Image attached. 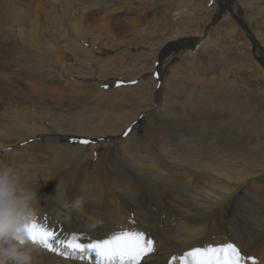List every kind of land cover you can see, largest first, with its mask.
Instances as JSON below:
<instances>
[{"label": "bare ground", "instance_id": "obj_1", "mask_svg": "<svg viewBox=\"0 0 264 264\" xmlns=\"http://www.w3.org/2000/svg\"><path fill=\"white\" fill-rule=\"evenodd\" d=\"M80 1V15L83 18H87L92 10H106L116 3L115 0ZM50 3L55 4L53 1ZM58 8L62 14L60 12L61 15L55 18L57 25L51 26L52 37H64L61 50L74 52L76 59L83 64L81 66L87 70L88 77L99 79L107 67L112 66V56L109 54L103 59L104 53L95 48L97 42L94 38L89 42V47L83 46L81 40L86 41V37H83L89 32L71 20L72 13L63 3ZM23 11L22 7L13 6L10 0H0V19L6 25L11 21L19 25L17 37L24 45L22 49L18 45L16 54L22 59L19 62L37 78V81H33L35 88L31 86L30 89L23 86V79H13V82L22 84V89H19L16 83L13 86L0 75V100L7 99L14 103L10 110L4 108L0 112V161L24 166L25 161L31 159L32 154L28 152H34L36 148L35 141L45 146V156L37 157L39 163L42 161L44 165L26 168L33 183L41 178L49 180L47 184L42 179L39 181L37 223L54 230L60 240L71 236L67 229L73 234L85 235L88 241L104 239L121 230L142 231L146 238L153 240L155 250L143 257L140 264H170L172 257H181L193 248L217 246L226 241L238 247L242 255L255 258L257 264H264V157L257 156L253 146L243 137L228 138V132L220 130L222 127L217 128L220 134H213L208 144L203 143L202 131L190 132L179 123V127L164 124V136L157 137L147 128L145 119H139L140 111L149 112L151 109L142 102L135 115H125L127 118L122 120L121 126L103 125V122L110 116L123 115L124 111L120 108L123 104L119 108L117 105L107 109L111 111L110 114H97L100 119L98 126L92 123L96 110L80 112L82 116L70 114L66 118L48 101L54 95L53 91L42 88L40 84L56 81L55 76L47 72L49 67L56 70L59 66L60 78L70 77L69 71L73 69L65 67L64 63H57L59 39L53 38L52 41L43 37L42 40L37 33L36 21L27 20V14L24 16ZM234 18L245 31L253 49H256L255 40L246 24L240 17ZM92 35V32L89 33V36ZM198 39H184L172 47L175 50L187 47V52L192 53L191 47ZM166 52L165 49L161 50L160 58ZM37 54H47L53 59H45ZM260 56L258 61L264 69L262 51ZM49 60L54 63H49ZM96 62V69L90 67ZM44 70L45 74L41 75ZM58 82L63 81L60 79ZM148 83L150 85L152 82ZM125 89L138 94L141 101L148 91L141 84ZM76 97L86 99V96L78 94ZM67 99L63 98L62 101L69 105ZM129 126L131 131L123 141L121 136ZM204 126L210 132L215 131L214 125ZM189 135L198 141L195 142L197 145L186 142ZM81 139L94 143L77 144ZM100 139H105L107 145H100ZM11 142L16 145L17 151L15 148L10 152L2 149L3 144ZM19 150L25 152L20 153ZM95 151H98V156L94 161ZM183 171L192 177L187 180L181 178ZM58 184V194H55ZM77 196L85 200L83 211L72 212L71 219L66 221L61 203ZM53 258L38 251L34 254L33 264H41L40 261L51 264ZM176 264H179V260Z\"/></svg>", "mask_w": 264, "mask_h": 264}, {"label": "rangeland", "instance_id": "obj_2", "mask_svg": "<svg viewBox=\"0 0 264 264\" xmlns=\"http://www.w3.org/2000/svg\"><path fill=\"white\" fill-rule=\"evenodd\" d=\"M10 1L13 6L23 8L27 20L36 21L37 33L41 35L42 40L45 37L51 38L52 41L57 38L60 41L56 50L57 63H64L65 67L73 69L69 71L70 77L68 75V78H60V67H56V70L49 67L47 72H51L56 81L42 83L40 86L53 91V99L51 97L52 100L48 101L62 111L66 118L70 114L82 116L80 112L88 113L92 109L97 111L94 112L96 116L93 115L92 123L98 126L100 119L97 114H110L111 111L107 109L117 105L119 108L123 104L120 106L124 111L123 115L110 116L106 120L108 122H103V125L108 123L111 126H121L122 120L127 118L125 115H135L142 102L148 104L151 109L149 112L140 111L139 119L144 118L147 128L157 137L164 136V126H178L179 123L186 130L190 129V132L202 131L203 143L208 144L213 134H220L219 129L222 127L220 130L228 132V138L243 137L253 146V152L257 156L264 157V69L258 61L261 59L260 51L264 55V0H115L114 6L106 10H92L88 12L87 18L80 15V0H51L55 2L54 5L49 0ZM61 3L72 13L70 18L73 22L82 26L84 31L93 33L92 37L89 33L84 35L86 41L81 40V44L89 47V42L94 38L97 42L95 48L104 53L103 59H106V55L112 56V66L107 67L99 79L88 77L87 70L81 66L83 64L76 59L74 52L61 50L64 37H52L51 26L57 25L55 18L62 14V10L58 8ZM235 16L240 17L250 30L257 45L256 49H253ZM4 23L5 21L0 19V75L13 86L16 82L12 80L19 78L23 79L24 87L35 88L33 81H37V78L26 70L24 64L19 62L22 60L21 56L16 54L19 51L18 45L21 49L24 47L17 37L19 25L14 21L7 25ZM196 37L199 39L191 47L192 53L187 52V47H181V50L172 47L184 39ZM163 49L167 52L160 58ZM38 56L53 59L47 54ZM90 67L96 69L98 63ZM82 70L85 72H79ZM41 73L44 75L45 70ZM60 79L63 82H58ZM22 84H17V87L22 89ZM140 84L148 89L142 101L138 99V94L125 89ZM76 94L86 96V99L79 100ZM127 96L128 98H125ZM63 98H68L66 102L69 105L62 101ZM13 104L7 99H1L0 112L4 108L10 110ZM84 108L87 110L84 111ZM204 124L214 125L215 131H208ZM189 136L186 137V142L197 145L198 141ZM121 137L124 141L125 135ZM189 139L191 141H188ZM35 142L34 152L26 150L32 155L31 159L25 161L26 165L22 163L24 166L21 167L24 169L44 165L42 161L39 163L37 157L45 156V146L40 141ZM99 143L107 145L105 139H100ZM124 144L122 145L126 148ZM3 145L2 149L5 148L4 150L9 152L16 146L13 142ZM97 152H94V161L98 156ZM262 164L264 165V162ZM187 174L183 171L180 177L185 180L192 177ZM262 178L264 179V176ZM67 230L69 234H73ZM87 239L89 240L82 235L80 242H89ZM227 243L226 241L217 246ZM38 251L54 257L51 264H95L94 259H66L43 248ZM92 255L94 257V254ZM247 264H251V261Z\"/></svg>", "mask_w": 264, "mask_h": 264}, {"label": "snow or ice", "instance_id": "obj_3", "mask_svg": "<svg viewBox=\"0 0 264 264\" xmlns=\"http://www.w3.org/2000/svg\"><path fill=\"white\" fill-rule=\"evenodd\" d=\"M130 131L131 128L123 135L127 136ZM77 143L88 145L94 142L81 139ZM31 232L46 251L66 259H94L95 264H140L143 257L155 250L153 240L138 230H121L107 238L89 242H80L81 236L77 234L60 240L54 230L40 223H34ZM177 260L179 264H247L248 261L257 264L255 258L242 255L233 243L193 248L181 257H172L170 264H176Z\"/></svg>", "mask_w": 264, "mask_h": 264}, {"label": "clouds", "instance_id": "obj_4", "mask_svg": "<svg viewBox=\"0 0 264 264\" xmlns=\"http://www.w3.org/2000/svg\"><path fill=\"white\" fill-rule=\"evenodd\" d=\"M41 179L44 184L49 181ZM39 181L33 183L26 169L0 161V264H33L34 254L42 248L31 232L38 219ZM58 189L59 184L55 194ZM84 204L82 196L64 200V219L82 212Z\"/></svg>", "mask_w": 264, "mask_h": 264}, {"label": "water", "instance_id": "obj_5", "mask_svg": "<svg viewBox=\"0 0 264 264\" xmlns=\"http://www.w3.org/2000/svg\"><path fill=\"white\" fill-rule=\"evenodd\" d=\"M263 65H264V63H263Z\"/></svg>", "mask_w": 264, "mask_h": 264}]
</instances>
